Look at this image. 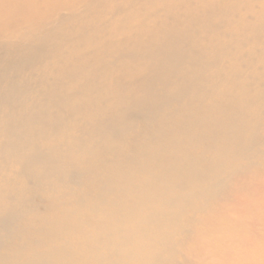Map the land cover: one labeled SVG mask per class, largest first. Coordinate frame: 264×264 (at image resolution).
<instances>
[{
	"label": "bare ground",
	"instance_id": "obj_1",
	"mask_svg": "<svg viewBox=\"0 0 264 264\" xmlns=\"http://www.w3.org/2000/svg\"><path fill=\"white\" fill-rule=\"evenodd\" d=\"M255 155L264 0H0V244L28 245L0 262L191 264L161 227L195 198L217 210L205 222L264 212V172L237 163Z\"/></svg>",
	"mask_w": 264,
	"mask_h": 264
},
{
	"label": "rangeland",
	"instance_id": "obj_2",
	"mask_svg": "<svg viewBox=\"0 0 264 264\" xmlns=\"http://www.w3.org/2000/svg\"><path fill=\"white\" fill-rule=\"evenodd\" d=\"M229 136L231 137V135ZM136 137L141 138L140 133L137 135L134 133L133 136L127 138V141L131 143L133 141L132 139ZM130 138H132L131 141H129ZM189 151L195 153L204 152L203 147L199 145L190 147ZM252 154H255V152H250L249 155ZM246 157L247 156H240L237 163L242 167L249 168L254 175H261L264 172V161L262 160L264 157L255 155V163L252 165H250L249 161L245 159ZM210 160L216 162L209 153H204L203 158L199 161L201 162V165L208 166ZM257 161L260 162V164H257ZM136 177L139 178V175L137 174ZM179 178L185 179L184 172L179 175ZM70 179L73 181V186L76 190H79L81 193L91 190L92 197H98L99 194L96 193L98 191L96 182L88 176L75 174ZM193 182L194 181L190 177L189 179H185V183L188 185V188L184 193L185 196L187 190L192 187ZM59 191L58 187L52 188V193L55 195H58ZM120 198L121 197L118 198V196L113 197V195L110 194L103 198V202H108L107 204H109L112 201L120 200ZM39 201L41 200H36L34 203L27 202L26 206L28 208L34 207L35 205H39ZM190 201L194 204V207L195 204H201V201L198 198L191 199ZM93 202L94 201L92 200L90 203ZM212 202V200L207 202L206 205H203V207L199 209L190 205L189 207H182L177 210L175 209L172 211L174 217L172 221L173 224L167 223L166 226L161 227L160 232H162L165 228L169 229L170 226L175 229L174 237H172L171 240V248L174 253H177V257L182 258L185 256L193 259L191 264H207L208 260H210V253L213 255L216 251L224 249L226 254L224 256H219L220 258L217 257L218 264H264V212L242 213L241 216H238V219L242 221L239 225H236L231 218H216V220H209L205 222L212 211H217L214 210V207L210 204ZM42 204L45 205L44 202H42ZM107 204L104 208L107 207ZM98 207L100 209L102 208L100 207V204ZM95 218L97 219L98 215H95ZM189 219L191 220L188 222L187 220ZM13 222L17 226L24 224V221H20L18 219H15ZM181 222L183 224L188 222L186 224V228L189 232L196 234L193 239L188 237V232L182 234V229L179 226ZM235 230H240L242 234L238 237L235 234ZM25 238L22 233L21 236L14 234L8 236V238L3 241L4 244H0V257H3L5 253L11 255L12 253L17 252L20 254L27 253L28 245L25 243ZM24 245L26 246L24 249L17 247ZM205 249H208L207 253L204 252ZM0 264H7V262H0Z\"/></svg>",
	"mask_w": 264,
	"mask_h": 264
}]
</instances>
